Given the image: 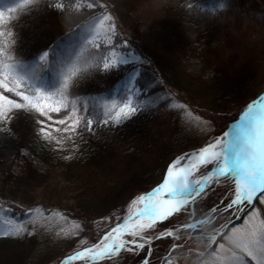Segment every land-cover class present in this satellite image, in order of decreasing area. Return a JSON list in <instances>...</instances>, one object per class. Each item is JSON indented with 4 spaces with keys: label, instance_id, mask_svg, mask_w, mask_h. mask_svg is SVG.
<instances>
[{
    "label": "trees",
    "instance_id": "16d2710c",
    "mask_svg": "<svg viewBox=\"0 0 264 264\" xmlns=\"http://www.w3.org/2000/svg\"><path fill=\"white\" fill-rule=\"evenodd\" d=\"M54 1L46 0L45 3L30 5L28 8H32V11L28 15H33V20L25 16L27 13L21 12L23 9L11 14L15 19L4 30L7 31L11 25L17 28V46L14 51L17 59L32 62L39 50L51 49L70 33H72L71 38L64 39V48L59 54L67 52L70 55L78 47L83 46L76 29L62 30L60 24L53 23L57 16L56 8L52 6ZM141 2L149 7L147 16L150 20L142 39L133 46L139 56L140 66L135 82L141 89L139 99L144 105L136 115L120 125H105L101 122V116L96 114L100 109L98 102L113 97L114 84L122 74L113 75L92 67L82 71L69 89L70 99L76 100L78 108L83 109L84 103L90 105L87 108L88 112L96 121L91 131L82 124L77 132L72 134L71 140L67 139L69 135L67 133H54L58 139L63 140L61 147L55 142L45 140L39 134L40 125L27 113L20 112L18 117H14L9 122L17 135L19 145L29 148L48 164V168L42 171L31 162H26L19 173L7 172L2 178L3 186L10 185L12 196L4 194L0 189V204L5 209L11 210L6 215L23 222L28 232L32 234L0 237V264H47L48 262L55 264L61 256L90 244L92 240H97L100 234L96 235L93 218L122 207L137 191L148 189L165 175L168 165L194 142L193 134H189L183 126L185 123L183 114L187 112H183L180 107H174L182 102L179 101L178 95L167 89V86L172 85L177 91H184L189 99L199 101L198 103L189 101L195 109V114L193 111L187 114L208 121L215 133L218 129L219 132L223 131L237 116L235 113L223 119L230 101L236 100V104L242 106L260 91L256 92V89L252 96L249 95L240 101L238 90L241 87L248 88L254 80L249 73L248 61L244 60L241 65H237L229 59L215 60L214 55L210 54L216 47L229 49L231 57L235 56L227 35L222 36L217 32L220 30L219 24L222 18H225L224 21L236 19L235 6L237 9L243 7L253 21H260L257 25L264 29L261 24V21H264V6L260 1H120L118 9L112 7L116 19L115 45L123 40L119 11L128 12L129 8ZM154 4L160 8L161 14L153 10ZM6 6L15 5L11 4V0H0V7ZM39 29L44 36H40L41 39L33 35V30ZM160 31L163 32L162 39L168 37V65L155 57L153 47L154 52L151 50L148 52V48L144 45L148 42L147 37L151 32L159 34ZM261 42H264V38ZM263 44L259 51L261 54L259 56L261 60L263 59L262 63L260 62L261 67L264 66ZM186 46L206 68L211 69L213 74L210 78L186 70L180 57L181 49ZM106 52L107 49L104 47L98 51L91 49L80 58L79 66L83 67L86 60L95 63V58ZM49 59L51 62L55 57L50 56ZM43 75L49 80L52 79L51 72ZM261 75H257V78L260 77L259 80L262 79ZM262 82L257 86L261 87ZM81 114H84L83 110ZM177 151L179 152L176 153ZM49 176L61 177L75 186L71 196L72 203L65 211L75 216L74 222L80 225V228L72 227L68 235L67 231L64 232L66 219L56 224L59 217L56 214L52 215L54 213L45 212V206L27 207L23 201L14 199L23 191H33L42 186ZM28 209H40L44 213L29 218ZM45 217L47 219H44ZM33 219L35 223L32 222ZM80 234L87 236L85 243L79 244L76 240L72 246L68 244ZM125 252L122 250L117 256L99 260L96 264H122L120 260ZM195 255L186 251L181 254L180 259L184 264H194L197 259ZM144 257L145 254H141L139 261L141 262ZM77 264H85V262Z\"/></svg>",
    "mask_w": 264,
    "mask_h": 264
},
{
    "label": "snow or ice",
    "instance_id": "6c2138e0",
    "mask_svg": "<svg viewBox=\"0 0 264 264\" xmlns=\"http://www.w3.org/2000/svg\"><path fill=\"white\" fill-rule=\"evenodd\" d=\"M37 2L38 0H11L14 7H0V122L10 121V114L14 110L38 113L45 118L38 121L41 125L39 134L45 140L62 147L63 140L58 139L54 133H67V139L71 140L72 134H75L82 124L91 131L93 123L96 122L86 105L83 109L78 108L76 100L70 99L69 89L74 79L82 71L92 67L104 72L119 70L121 66L136 61L138 57L117 50L113 43L116 34V26L111 22L113 17L103 12L89 21L91 28L88 34H84L83 26L79 27L83 46L78 47L69 56L60 58L59 52L64 48V39L71 38L72 33L66 34L57 45L39 54L32 62L17 59L11 50L14 42L8 39L14 34L4 29L15 19L12 13ZM52 6L56 9L65 7L62 2ZM86 6L97 7V0H90ZM99 6L104 7L102 4ZM124 46L127 47L126 43ZM101 47L106 48L107 52L96 57L95 63L86 60L83 67L79 66L80 58L91 49L98 51ZM50 56L55 57L51 62ZM47 72L52 73L51 80L43 75ZM5 92L19 99L5 95ZM140 92L133 73L119 97L114 96L98 102L102 109L101 122L105 125L110 122L119 125L136 115L144 106L139 99ZM82 110L84 114H81ZM61 112L67 114L54 120L52 114ZM56 124L63 127H55ZM209 165L212 167L209 168ZM201 168L208 170L196 178ZM222 177L234 181L233 196L224 208L225 211L233 210V219L221 225L220 229L213 230L207 237L206 250L199 252L198 256L204 257L207 252L208 259L200 260L199 264H264V217L256 206L257 201L264 204V96L242 109L238 120L231 123L222 135L213 137L210 142L194 152L175 158L168 165L165 177L159 185L130 202L128 214L122 223L111 228L97 243L82 247L67 256L62 264H72L74 261L96 264L99 260L117 256L122 250L138 252L146 247L148 251L141 264H149L153 241L173 237L174 229H165L153 236H147L145 233L154 230L157 224L176 214L189 210L197 198ZM10 211L0 204V237L32 234L23 222L6 215ZM210 211L214 213L217 208L214 206ZM40 214V209L27 210L29 218ZM242 215H245V218L242 223L236 225L235 222L240 220ZM32 222L36 221L33 219ZM208 223L209 220L200 219L180 227L198 230ZM75 227L79 229L80 225ZM126 236L130 239H125ZM218 237L227 240L230 246L217 243ZM213 244H217L215 249H212ZM178 247L182 246L173 244L170 251ZM208 249L212 250L208 252ZM164 259L166 264H171L170 256Z\"/></svg>",
    "mask_w": 264,
    "mask_h": 264
},
{
    "label": "rangeland",
    "instance_id": "374dc122",
    "mask_svg": "<svg viewBox=\"0 0 264 264\" xmlns=\"http://www.w3.org/2000/svg\"><path fill=\"white\" fill-rule=\"evenodd\" d=\"M46 0H38L37 3H45ZM120 1L124 2L126 0H97V7L94 8H88L86 5L90 0H55L54 4L57 2L64 3L65 7L63 9H56L57 16L56 20H54L53 23L55 25L58 23L62 26V30H68L72 28H76L78 30V36L83 41V37L81 34H79V27L83 26V32L84 34H88L90 32V24L89 21H91L94 17L97 15L107 12L113 17L112 23L116 26V19L114 17V13L112 10V7H116L118 9L120 7ZM141 1V0H139ZM260 1V4L262 3L264 6V0H255ZM240 2V0H239ZM36 3V4H37ZM141 3H137L133 8H129L128 12H124L123 10L119 11L121 21H122V33L121 37L123 38L121 43L116 44L117 50L122 53H130L131 55H134L138 57V59L134 62H131L127 65H123L119 68V70H114L108 73H112L113 75H119L122 74L123 80L116 86L114 89L113 97H119L123 90L124 85L127 82L129 76L135 74V78L139 74L140 66H139V56L134 50L133 46H136V43L139 42L142 39V35L144 31L148 29L149 24V17L147 16V13H149V7L143 5ZM104 5L103 8H101L99 5ZM49 5V4H48ZM76 5H80V7H77ZM139 5V6H138ZM140 5L143 6V8L140 7ZM153 10H155L157 13L161 14L160 8L154 4ZM24 8L21 12L27 13L25 14L26 17L33 20V15H28L32 8ZM235 12H236V19L231 20L227 19L224 21L222 18L220 21V30L219 32L222 36H226L229 40V42L233 46V50L235 52V56L233 55L231 57V54L229 52V49L226 48H214L213 51L210 53L215 60H232L237 65H241V63L248 61V64L250 66L249 73L251 76H253L254 80L250 83V86L246 89L241 87L238 90V93L240 95V101L242 99L247 98L249 95L252 96L254 94V91L256 90H262L264 88V66L261 67V55L259 53L260 49L263 47L261 41H263L264 38V29L260 28L257 25V22H260L258 20L253 21L251 17H249L248 12L244 10L243 7H240V9H237V6H235ZM49 16L47 17V19ZM155 21H153L154 23ZM261 24L264 26V21H261ZM227 26V28H225ZM169 29V28H165ZM12 32L14 35L10 37V40H12L14 43L12 45V53L14 54L15 47L17 46V28L15 25L9 26L8 30ZM40 29L38 31L33 30V35L36 37H39L41 39L42 36L40 33ZM162 31H160L159 34L150 33L147 37L148 42L144 43L145 47L148 48V52L150 50L154 52L155 57L159 60H163L168 65V52H167V46H168V37L166 36L162 39ZM40 36H42L40 38ZM38 39V40H39ZM115 40V39H114ZM113 40V43H114ZM158 41H161L159 43ZM127 45L125 47L124 45ZM264 45V44H263ZM144 48V46H142ZM154 49H153V48ZM144 48V49H146ZM184 48V47H183ZM182 52L180 53V57L182 59V64L185 65V68L188 72H192L193 74H196L201 77L210 78L212 76V71L210 68H206L202 62L199 60L198 57H196L193 52L186 46L184 49H181ZM212 50V49H211ZM42 53V52H41ZM40 53V54H41ZM170 54V53H169ZM64 57H67L68 55H63ZM173 58L174 55H171ZM171 57V58H172ZM62 58V57H60ZM245 60V61H244ZM261 62V63H260ZM106 73V72H105ZM262 74V75H261ZM80 75V74H79ZM262 76L261 80L260 77ZM257 78V79H256ZM254 82V83H253ZM262 82L260 85L261 87H258L257 85ZM254 84V85H253ZM263 84V85H262ZM138 88V87H137ZM139 89V88H138ZM167 89L173 93L178 95L180 105H184L185 107L181 108L183 112L191 113L194 112L195 109L193 105L189 103V101H194L188 98L186 93L182 90H176V87L174 86H167ZM5 95H9L11 98L19 99L14 97L13 94L5 92ZM264 96V92L259 96ZM196 100V99H195ZM103 101V100H102ZM195 103H198L199 101H194ZM222 103V102H221ZM235 101H230L228 104L227 114L224 115L223 119H226L228 117H231L238 111V109L241 107V105L236 104ZM86 105L87 108L90 107L88 104H82V107ZM196 105V104H194ZM96 114L98 116H101L102 118V109L100 107L99 110H97ZM27 113L30 117H32V120L34 122H37L39 120L45 119L44 117L40 116L38 113L35 112H29L27 110H14L10 115L12 116V119L14 117H18L19 113ZM93 112V111H90ZM183 114L184 118V127L187 129H184L189 133L193 134L192 138L194 139L193 145L188 146V149L184 153H191L199 148L206 145L208 142L212 140L213 137H218L222 135L224 131L219 132L213 130L210 123L204 119H202L199 116L192 115V114ZM67 113L61 112L59 114L53 115L54 120H58L63 118ZM195 114V112L193 113ZM196 117H199L200 119L197 120ZM11 119V120H12ZM7 123L3 122L0 123V189L4 192V194H7L9 196L11 195L10 191V185L3 186L2 184V178L6 175L7 172L11 173H19L20 168L26 163L31 162L33 166H35L37 169L45 171L48 168V164L42 161L38 156H36L29 148L26 146H20L18 143V138L15 133V131L11 128L9 122ZM127 121V120H126ZM123 121L122 123H124ZM46 123L51 124L52 121H46ZM121 123V124H122ZM111 125V122L109 123ZM38 125H40L38 123ZM120 125V124H119ZM55 127H63L61 125H54ZM41 127V125H40ZM219 132V133H218ZM190 145V144H189ZM181 151V150H180ZM177 151L176 153H178ZM182 153V154H184ZM181 154V155H182ZM180 155V156H181ZM209 168L212 166L209 165ZM208 169L201 168L200 172L196 174V178H199L201 174H203ZM151 179V178H150ZM150 181V180H149ZM74 184L68 180H65L61 177H52L49 176L48 179L45 181V183L36 188L33 191L25 192L23 191L21 195L15 196L14 199L23 201V204L27 207H38L40 208L41 205L45 206V212L54 213L52 215H57L59 217V220L56 221V224H60L62 219H66V226L64 227V232L67 231V235L70 233V230L72 227H74L75 224V216L68 214L65 209L72 203V192L74 188ZM233 188H234V181L228 177H222L218 181V183H215L211 185L208 189H206V192L202 194L200 197L197 198L196 203L193 204L189 210L181 212L179 214H176L175 216L169 218L167 221L157 224L156 228L154 230H149L147 236H153L158 234L160 231H163L165 229H174V236L168 237L161 240H154L151 248H152V255L149 258V264H157L158 262H161V264H166L165 257L171 258V264H184L183 261H181L180 256L183 252L188 251L193 252L196 255V261L194 264H199L200 260H207L208 255L206 252V255L204 257H199L198 253L203 252L206 250V245L208 243L207 237L213 233V230L220 229L221 225L226 224L229 220L233 219V210L225 211V205L229 202V200L233 196ZM145 189H142L141 191H137L132 197H130L127 202L120 208H115L111 210L110 212H107L99 217L93 218V226L95 227L96 235L100 234V236L106 232L111 226L114 224L120 222L124 215L127 213V210L129 208L130 202L139 194L145 192ZM217 208L216 212H211L210 210L213 207ZM257 208L261 211V216L264 217V204H260L259 201L256 202ZM47 212V213H48ZM44 211L41 212L43 214ZM64 213V214H63ZM210 213L206 218H203L205 220H209L210 223L202 225L200 229L193 230V229H184L180 226L185 223H191L192 219L194 217H199L200 215ZM67 214V216H65ZM49 215V214H47ZM245 218V215L241 216V219L236 221V225H239L242 223L243 219ZM44 219H47L45 217ZM39 220H43L39 218ZM223 231H228V229H223ZM98 236V238L100 237ZM66 237V236H65ZM95 239L92 240V243L98 242ZM79 241V244H82L87 241L86 235H77L72 242H69L71 246L75 243V241ZM217 243H225L226 246H230L228 244L227 240H223L218 237ZM173 244L181 245L182 247L176 248L174 251H170L171 246ZM217 247V244H213L212 249H215ZM212 249H208L207 251L210 252ZM126 250H123L125 252ZM147 247L144 250H139L138 252H125L124 256L121 258L122 264H138L139 256L141 254H147ZM222 254L227 255V253L222 252ZM57 263L59 262V258L57 259ZM80 261H75L74 263H77ZM47 264H53L52 262H48ZM141 264V262H140Z\"/></svg>",
    "mask_w": 264,
    "mask_h": 264
},
{
    "label": "bare ground",
    "instance_id": "6f19581e",
    "mask_svg": "<svg viewBox=\"0 0 264 264\" xmlns=\"http://www.w3.org/2000/svg\"><path fill=\"white\" fill-rule=\"evenodd\" d=\"M150 191H151V190H150ZM147 192H149V191H147ZM147 192H143V193H141V194H144V193H147ZM141 194H139V195H141ZM139 195H137L136 197H138ZM127 214H128V210H127V213L124 215V217L127 216ZM124 217H123V219H124ZM123 219H122L119 223H122V222H123ZM148 232H149V231H148ZM148 232L145 233V235H147ZM125 239H130V237H127V236H126Z\"/></svg>",
    "mask_w": 264,
    "mask_h": 264
},
{
    "label": "water",
    "instance_id": "95a60500",
    "mask_svg": "<svg viewBox=\"0 0 264 264\" xmlns=\"http://www.w3.org/2000/svg\"><path fill=\"white\" fill-rule=\"evenodd\" d=\"M85 247H87V246H85ZM80 250V249H79ZM77 251V250H76ZM75 252V251H74ZM74 252H72V253H70V254H68V255H66L63 259H62V261L67 257V256H69V255H71V254H73ZM61 264H62V262H61Z\"/></svg>",
    "mask_w": 264,
    "mask_h": 264
}]
</instances>
